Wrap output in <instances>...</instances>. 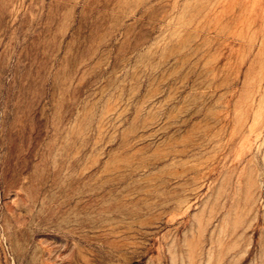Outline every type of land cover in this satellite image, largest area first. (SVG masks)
Instances as JSON below:
<instances>
[{"label":"rangeland","instance_id":"rangeland-1","mask_svg":"<svg viewBox=\"0 0 264 264\" xmlns=\"http://www.w3.org/2000/svg\"><path fill=\"white\" fill-rule=\"evenodd\" d=\"M0 264H264V0H0Z\"/></svg>","mask_w":264,"mask_h":264}]
</instances>
